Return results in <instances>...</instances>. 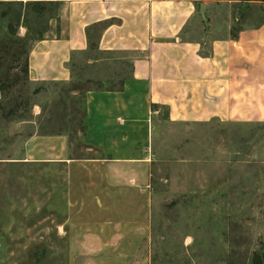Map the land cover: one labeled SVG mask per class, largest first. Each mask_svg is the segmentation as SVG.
<instances>
[{
	"label": "rangeland",
	"instance_id": "rangeland-1",
	"mask_svg": "<svg viewBox=\"0 0 264 264\" xmlns=\"http://www.w3.org/2000/svg\"><path fill=\"white\" fill-rule=\"evenodd\" d=\"M199 3L214 12L220 7L214 26H229L235 38L240 28L264 24V0ZM4 10L0 5V40L7 32ZM27 27L17 31L32 40L31 52L39 41ZM203 28L196 24L192 31L202 37ZM91 58L95 54L76 60L72 83L54 86L13 84L15 75L23 77L21 69H13L8 56L0 62L8 78L0 93V264H253L256 253L264 264V98L244 100L238 109L232 101L230 118L208 123L173 122L160 108L140 152L150 161V223L144 229L142 223L108 224L121 214L110 211L120 197L94 194L99 182L77 196L59 160L61 145L47 146V137L66 136L70 157L102 156L86 149L83 97L98 86L122 85L97 82L94 67L85 65ZM103 58L109 63L114 57ZM110 71L102 72L109 77ZM123 71L113 75L122 78ZM79 85V94H72ZM78 197L86 211H78Z\"/></svg>",
	"mask_w": 264,
	"mask_h": 264
},
{
	"label": "crops",
	"instance_id": "crops-1",
	"mask_svg": "<svg viewBox=\"0 0 264 264\" xmlns=\"http://www.w3.org/2000/svg\"><path fill=\"white\" fill-rule=\"evenodd\" d=\"M57 2L55 22L30 52L29 82L69 85L77 78L76 60L95 54L85 62L94 67L95 80L106 84L110 79L122 87L89 90L83 97L88 116L86 149L102 156L70 157L66 136L47 137V146L61 145L59 160L77 196L83 192L87 196L86 184L99 182L94 194L120 197L110 211L121 214L112 216L108 224L142 223L144 229L150 223L151 175L148 156L140 152L151 138L152 116L163 107L173 122L223 121L235 113L232 101L238 109L235 106L244 100L263 99L264 24L240 28L235 38L229 26H214L220 7L214 12L206 4V25L194 0ZM202 23L207 28L197 37L192 26ZM108 55L114 57L109 63L103 58ZM122 67L127 71L118 79L113 72ZM103 69H111V76H104ZM76 203L78 211H86L80 197Z\"/></svg>",
	"mask_w": 264,
	"mask_h": 264
},
{
	"label": "trees",
	"instance_id": "trees-1",
	"mask_svg": "<svg viewBox=\"0 0 264 264\" xmlns=\"http://www.w3.org/2000/svg\"><path fill=\"white\" fill-rule=\"evenodd\" d=\"M194 1L202 2L204 0ZM0 5L5 6V10L1 13V18L7 21V32L0 40V62L1 60L4 61L3 56H8L15 62L13 69H21L23 77L19 74L15 75L11 83L29 81V53L31 49L29 44L32 40L18 36L17 28L21 24H28L27 30L30 36L34 37L36 41L43 40L50 29L51 20L58 13L59 3L57 0H1ZM1 66L2 64L0 63V69ZM3 74L0 72L1 94H5L7 89L5 83L8 81V78L4 77ZM81 89L82 87L79 85L73 87L72 91H81ZM96 90L103 89L98 86ZM253 264H263L258 253L254 254Z\"/></svg>",
	"mask_w": 264,
	"mask_h": 264
},
{
	"label": "water",
	"instance_id": "water-1",
	"mask_svg": "<svg viewBox=\"0 0 264 264\" xmlns=\"http://www.w3.org/2000/svg\"><path fill=\"white\" fill-rule=\"evenodd\" d=\"M206 13H207V5L201 3L199 6V15L202 18L203 22L207 25L208 19H207Z\"/></svg>",
	"mask_w": 264,
	"mask_h": 264
}]
</instances>
